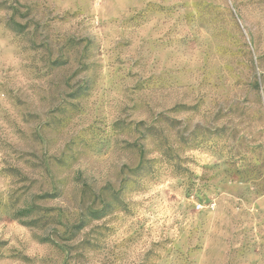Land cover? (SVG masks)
Instances as JSON below:
<instances>
[{"label":"rangeland","instance_id":"374dc122","mask_svg":"<svg viewBox=\"0 0 264 264\" xmlns=\"http://www.w3.org/2000/svg\"><path fill=\"white\" fill-rule=\"evenodd\" d=\"M0 264H264V0H0Z\"/></svg>","mask_w":264,"mask_h":264}]
</instances>
